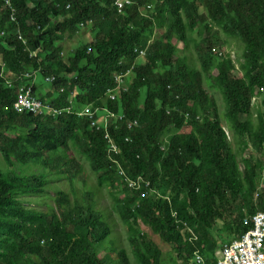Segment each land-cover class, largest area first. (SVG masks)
Instances as JSON below:
<instances>
[{"label":"trees","instance_id":"16d2710c","mask_svg":"<svg viewBox=\"0 0 264 264\" xmlns=\"http://www.w3.org/2000/svg\"><path fill=\"white\" fill-rule=\"evenodd\" d=\"M6 2L0 0V264H133L127 250H108L101 223L79 211L81 204L68 194L50 208L43 183L30 175L35 165L55 164L49 154L67 143L97 174V184L87 175L84 197L90 205L100 200L104 185L128 224L134 264L160 262L161 246L151 236L174 245L187 264L198 250L208 264H219L218 249L246 235V219L264 212V194L258 197L264 181V103L256 120L252 109L257 90L264 89V0H133L123 16L113 14L115 0H88L84 31L64 17L76 0H12L13 8L5 10ZM149 5L155 9L144 15ZM173 8L188 22L167 16ZM194 27L202 38L195 46L201 71L166 50V40H186ZM156 29L165 37L151 46ZM78 35L76 54L66 62L72 52L66 41ZM221 37L225 47L230 41L241 45L237 62L230 56L216 60L214 41L221 44ZM147 49L149 55L140 57ZM132 66L130 91L113 101L107 92L116 85L114 75ZM33 70L58 78L57 84L44 83L52 90L45 91L48 99L36 87L37 97L57 109L73 106L63 81L68 74L73 79L67 85L78 87L76 109L108 107L125 115L126 122L111 113L108 126L104 123L118 145L111 159L109 139L89 120L15 111L23 75ZM205 83L221 95L224 114ZM172 211L198 240L177 228ZM140 221L151 236L141 231Z\"/></svg>","mask_w":264,"mask_h":264},{"label":"clouds","instance_id":"9594fccd","mask_svg":"<svg viewBox=\"0 0 264 264\" xmlns=\"http://www.w3.org/2000/svg\"><path fill=\"white\" fill-rule=\"evenodd\" d=\"M86 5H88V0H86V1L76 0L75 7L72 5L66 6V10H67L68 14L66 16H64V17H68L70 22L72 21L73 23L80 25L82 31L87 29V27H85V25H83L86 23V22H83V8ZM114 5H115V12L113 14L123 16L135 4H133V0H115ZM9 6H11V8H9ZM55 7L56 6L52 7L51 9H54ZM12 8H13L12 0H7L5 10L12 9ZM100 8H103V7L101 6ZM154 9H155V7L152 5L146 6V10L143 13H144V15H147L148 11H150V13H152L154 11ZM205 9L207 10L206 7H205ZM203 10H204V7H203ZM12 12H13L12 20L14 23H16L17 22L16 11L14 10ZM102 13H104V12H101L99 14V16L97 17V19L101 16ZM167 16H172L173 18H177L178 20L181 19V17H182L186 20V22H188V18L184 14V12L179 11L177 13V11L174 8L172 10H169ZM64 21H65V18H63V17L58 19V22L63 23ZM90 22L91 21H89L88 23H90ZM18 34H20V33L18 32ZM164 37H165V35L163 34V31H158L156 29L155 35L153 36V38L150 41V45L152 46L154 44L155 40L162 39ZM80 38H82V37H80ZM205 38H210L209 34H207L205 36ZM221 38H222L221 44L214 41L215 46H214L213 50L216 53V55H214L216 57V60L218 59L221 62V61L226 60L227 56H230V58L234 62H237V58L234 59L233 56L231 55V53L226 52L224 50V49H226V47L224 46V40H227V39L225 37H221ZM201 40H202L201 36L198 34L196 27H194L192 30L189 31L186 40H181L180 38L178 39V37H174L171 40H166V50L169 52L171 50H175L176 51V53H175L176 58H183L184 60H187V62L191 63L189 58H188V54L192 53L193 49H191V48L192 47L195 48L196 43L200 44ZM77 42H78V39H77ZM231 43L232 42L230 41V45H231ZM76 45H77V43H76ZM181 45H184L183 46L184 50L181 49ZM151 46H150V48H151ZM227 47H230V46H227ZM150 48H149V50H150ZM76 50L77 49L72 50V52H70L69 54H67L64 57L66 62H68L70 55L76 54ZM149 50L148 49L147 50H141L140 57H147L150 53ZM194 50H196V49H194ZM89 51H91V49ZM197 53H199V52L197 51ZM201 67L199 69L200 71L202 70ZM126 70H127V72L124 74H120V75L115 74L114 75L116 85L114 88L110 89L107 92L109 94L110 99H112L113 101L117 100V94H120L121 92L127 93L130 91V86H128V83H129V79L132 77L135 70L133 69V66L130 69H126ZM237 71H239L238 67H237ZM240 75H241V73H240ZM72 79L73 78L70 77L68 74L63 76V81L65 82V84L67 86V87H65V91H67L71 95V97H73V100H74L72 102L73 106L69 107L67 109H57L56 107H54L52 101H50V100L44 101L42 99H39V97H37L36 87H37V85H40L41 88H43L45 86L44 85L45 82L50 84V85L57 84L58 78L57 77L56 78H47L43 75V73L41 71H34L33 70L32 72L30 71L28 73H25L23 75V83H22L21 87L19 88V92L21 94L18 95V101H17V104L15 106V111L18 114H22L24 112H30L31 114H35V116H43V115H47L48 113H50L49 116H52L55 119L66 116V115L72 116V117H77L80 119L81 118L87 119L92 123L93 128L95 127V128H97V130H103L105 132L106 137L109 139V147L107 150V157H108V159H111L113 156V153H116L118 145L108 135V130H107L106 126H108V124H109V121H108L109 116L111 113L114 114V117L121 123L126 122L127 119H126L125 115L118 114V113L116 114L112 110H110L108 107H100V108H97L95 111L94 108L92 109L89 106L86 107V106L80 105V107L78 109H76V96L79 95L78 94V87L76 86V84L71 85V86L67 85V81L68 80L72 81ZM16 82H19V80L15 81V83H13L12 81L9 82V84H8L9 88H15ZM65 91L63 93H65ZM43 93H44V95H46L45 92H43ZM55 93H57V90ZM23 99H27V102L22 104ZM44 99H48V96L46 95L44 97ZM37 102L41 103L46 108L50 107L51 110H46V111H44L43 114H41V113L37 114L36 112L33 111L34 105ZM30 103H32V107H28ZM263 103H264V89L257 90L254 98L252 99V109H253V114H254V120H256L258 118L257 111L262 108ZM98 112L101 113V115H97ZM104 115H105V117H104ZM104 123L106 126H104ZM115 124H117V123L115 122ZM136 124H137V122L131 123L129 125V127L131 128L133 125H136ZM226 133L228 135L229 141L231 143L234 142L233 136L228 131H226ZM250 151L253 153V149L252 150L250 149ZM72 152H76V150H74L73 146H70L67 143L66 147L62 146L56 152L50 153V154L48 153L49 155H51L52 161L55 164L57 162H61L62 167H58L55 164L49 165V167H46V168H44L42 165L41 166H36V165L33 166L30 175H32V177L37 178L40 183H43V186H41V187H43L44 189L42 191H47V189H48L47 187H52V186L61 187L63 185L64 180L67 176L64 173V168L65 167L74 168L73 167L74 161L70 160V158H71L70 155ZM235 152L236 153L238 152L237 149L235 150ZM0 155H1V152H0ZM113 162H117V161H113ZM91 171H92V169H91ZM69 174H70V177L68 178V180L72 181L73 190H74V193L76 196V202L81 204V208L79 209V211H81V210L84 211L86 216L92 215L93 221L98 220L101 223V228H100L99 232H100V235L102 233H105V232L107 233V235L104 238V239H106V237H107V239H106V242H107L108 238L110 236H112V233H111L112 231H111L110 225H113L115 227L114 231L116 232V227L118 226V222L112 221L110 215L107 214V212L99 210L97 201H94L95 205H93V206L90 205L91 201H89V198L86 199L84 197L85 194L87 193L85 190V187H84V183L81 181H78V176L80 175V172H78L77 174H73L72 172H70ZM94 174L97 175L96 173H94ZM78 183L81 184V188L76 187V186H78ZM141 183H142V181L139 184L141 185ZM79 192L82 193L81 198L78 197ZM63 193H66V192L58 191V196L55 198L56 201L60 198V196ZM66 194H68L70 196L69 193H66ZM262 194H264L263 184H262L260 193L258 194V197L261 196ZM181 197L184 198L185 195L182 194ZM167 200H169V202H171L169 198ZM71 201H72V199H71ZM75 203H73V204H75ZM56 207L57 206H55L54 208H56ZM171 209H173V208H171ZM259 212H263V211H259ZM119 218L122 221V223L128 229L127 234H128V240H129L130 239V232H129L128 224L124 221L123 217L119 216ZM172 219L174 220L178 229H182L183 231L186 230L188 232V234L190 236H192L191 239L193 238L194 240H198V237L195 234L194 230L191 227L187 226L185 223H183L179 219V214L177 211H172ZM141 224H143V223L140 221V225H139L140 228H141ZM147 228L149 229V227H147ZM141 231L143 232L142 228H141ZM149 231H150V229H149ZM151 233L152 232L150 231V234ZM114 236H115V234H114ZM240 239H237V240H240ZM235 241L236 240L232 241L229 244L224 245L223 247L221 246L218 249L216 255H217V260H218L219 264L221 262L220 256H222V252L225 250V248L227 246L232 245ZM106 242L104 244H106ZM111 242L112 243L115 242L116 251H118L119 249H125L126 250V248L124 246H121L122 245L121 242L116 240L115 238H113V240H111ZM170 246L173 247L175 253L177 254V259L184 262L185 259H182L179 256V253L176 251L174 245H170ZM112 254H113V256H115V253H112ZM161 258H162V256H161ZM155 264H161V260L159 263H155ZM193 264H208V259L202 251L198 250L195 253V259H194Z\"/></svg>","mask_w":264,"mask_h":264},{"label":"rangeland","instance_id":"374dc122","mask_svg":"<svg viewBox=\"0 0 264 264\" xmlns=\"http://www.w3.org/2000/svg\"><path fill=\"white\" fill-rule=\"evenodd\" d=\"M79 38H80V36L78 35L76 39H72V38L67 39L66 43H67V46L70 50H74L76 43H77V39H79ZM183 46L184 45H181L182 50H184ZM240 47H241V45H239V43L233 42V43H231L230 47H226V49H224V50L226 52L231 53L233 58L234 59L237 58V60H238V58L240 56V51H239ZM191 49H193V50H192V53L188 54V58L192 64V66H195L198 69H200L202 63L200 62L199 54L197 53L196 50H194L195 48L192 47ZM237 67L239 69L238 64H237ZM234 75L237 78H242V76L238 72H235ZM205 88L208 91V93L212 97H214V99L216 100L220 113L224 114L225 113V104H224V101H223L221 95L219 93H217L215 90H211L212 87L209 88V85H207V84H205ZM40 91H42V92L46 91L49 93L52 92L50 87L40 88ZM70 157H71L70 160L74 161V166H73L74 168H72V167H65L64 168V173L67 176L64 180L63 185L61 187H57V186L47 187L48 189L46 191V194L49 197L50 208H51V206H53V207L57 206V201L55 198L58 196V191H63V192L69 193L71 196L72 202L73 203L76 202V196H75L74 190L72 189L73 188L72 181L68 180V178L70 177V174H69L70 172H72L73 174H77L78 172H80V175L78 176V181H81L84 183L85 190H86L87 181H88L87 175L90 176L91 182H93L94 184L98 183L96 175L91 171L90 165L83 158L79 157L76 152H72ZM0 158H1V155H0ZM243 169H244L243 166H241L242 171H243ZM76 187L81 188V184L78 183V186H76ZM263 192H264V182H263ZM100 195H101V198L99 201H97L99 210L107 212V214L110 215L112 221L118 222V226L116 227V232L114 231L115 227L113 225H110L111 231H112L111 232L112 236H110L106 242V246H107L108 250L116 251L115 242L114 243L111 242V240H113V238H115L116 240L121 242V244H122L121 246H124L126 248V250L129 253V257H130L131 261L133 263H135V258L132 254V248H131V245L128 241V234H127L128 229L120 220L119 215L117 214V212L113 208L112 203H110L111 198L109 196L108 189L106 186H104V185L102 186ZM78 197H80V198L82 197L81 192L78 193ZM32 199H36V197H34ZM42 209L48 210V206L43 205ZM141 228H142L144 233L149 234V236H151L150 231L147 228V226L141 224ZM216 230H218V226H216ZM114 234H115V236H114ZM151 238L153 239V241L156 244L161 246V252H162L161 264H187L186 261L183 262V261L177 259V254L175 253L172 246L164 244L161 241V239H159L157 237L151 236Z\"/></svg>","mask_w":264,"mask_h":264},{"label":"built area","instance_id":"2783aa9c","mask_svg":"<svg viewBox=\"0 0 264 264\" xmlns=\"http://www.w3.org/2000/svg\"><path fill=\"white\" fill-rule=\"evenodd\" d=\"M25 102L27 99H23L22 104ZM28 107H32V103ZM46 110L51 108L39 102L33 108L37 114ZM245 224L250 228L249 232L225 248L220 264H264V212L248 217Z\"/></svg>","mask_w":264,"mask_h":264},{"label":"bare ground","instance_id":"6f19581e","mask_svg":"<svg viewBox=\"0 0 264 264\" xmlns=\"http://www.w3.org/2000/svg\"><path fill=\"white\" fill-rule=\"evenodd\" d=\"M11 8V6H9ZM155 117V116H154ZM116 119V118H115ZM156 125V124H155ZM182 141V140H181ZM152 143V142H151ZM212 148V147H211ZM73 189V188H72ZM191 259V258H190Z\"/></svg>","mask_w":264,"mask_h":264}]
</instances>
